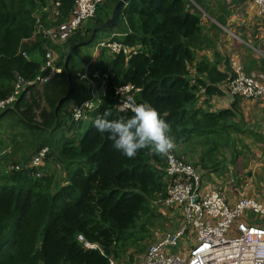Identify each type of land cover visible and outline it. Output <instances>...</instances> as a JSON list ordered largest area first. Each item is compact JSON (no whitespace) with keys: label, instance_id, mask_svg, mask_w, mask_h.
I'll list each match as a JSON object with an SVG mask.
<instances>
[{"label":"trees","instance_id":"16d2710c","mask_svg":"<svg viewBox=\"0 0 264 264\" xmlns=\"http://www.w3.org/2000/svg\"><path fill=\"white\" fill-rule=\"evenodd\" d=\"M51 1L52 7L59 4V15L49 26L66 23L76 0ZM117 1L99 6L93 26L110 16ZM45 7L42 0H0V102L13 95L17 78L34 80L45 62L48 41L37 32L36 22V14ZM201 18L191 0H129L119 13L121 29L99 32L85 46L94 48L104 33L115 30L130 50L127 61L121 53L102 55L97 65L87 63L76 44L65 57L70 41L88 37L79 30L62 43L56 64L61 73L41 85L25 86L11 105L0 109V264H108L110 256L118 257L127 238L136 246L134 252L143 254L137 241L149 235L148 226L144 223L129 235L140 218L148 221L153 215L152 202L166 199L164 155L146 148L127 158L112 147L106 133L95 129L94 120L105 112L110 113L109 120L133 115L114 108L113 87L130 84L139 89L135 102L158 111L170 125L175 143L193 138L209 143L202 166L208 172L217 167L223 136L228 141V134L253 131L243 120L242 98L217 112L208 106L211 97L225 95L228 75L218 69L217 52L216 63L196 56L211 41L202 31ZM210 28L221 32L215 24ZM247 64V72L255 70L254 60ZM97 70L107 74L106 95L98 108L75 122L73 108L90 99L92 92L78 74L92 77ZM201 97L207 110L197 106ZM236 142V138L230 141L227 148L233 151ZM43 147L49 149L45 175L48 162L63 169L59 184L51 175L32 177L35 170L28 164ZM77 235L101 251L83 249ZM128 246L129 242L124 254Z\"/></svg>","mask_w":264,"mask_h":264},{"label":"built area","instance_id":"2783aa9c","mask_svg":"<svg viewBox=\"0 0 264 264\" xmlns=\"http://www.w3.org/2000/svg\"><path fill=\"white\" fill-rule=\"evenodd\" d=\"M105 1L76 0L66 23L45 29L37 20V32L40 31L51 45L64 43L82 30L86 21L96 16L99 6ZM249 1L255 6L256 14L264 17V0ZM119 36L111 34L94 47L95 52L108 50L113 56L122 53L127 61L130 50L115 39ZM47 47H44L45 62L39 67L35 79L24 81L17 78L13 95L0 102V109L11 105L25 86L41 85L61 73V68L56 65V55ZM256 53L264 60L263 53ZM23 56L27 58L25 54ZM232 71V76L226 82L225 108H229L236 97L250 101L264 100V67L247 72L234 63ZM78 76L88 82L92 92L90 99L73 108L72 118L75 122L82 120L86 112L98 108L108 89L107 74H101L99 70L93 72L92 77L81 73ZM113 92L114 108L119 110L124 107L122 101L129 95L134 96L139 89L126 84L113 87ZM95 93L100 96L96 102L93 101ZM87 102L90 106L83 108ZM76 109H81L79 119L75 118ZM48 153V147H43L33 156L28 164L35 170L32 177H42ZM163 171L167 176L168 189L166 199L161 204L166 208L175 206L184 215L179 228L171 234H157L145 252L133 261L122 262L109 257L108 264H264V203L247 196H240L236 201H225L224 195L206 178V171L201 166H193L171 152L164 155ZM214 182L218 183L216 180ZM162 213L165 214L166 210ZM185 235V248L176 254L170 253L167 247L175 246ZM76 239L85 250L101 251L99 245L89 242L82 235H77Z\"/></svg>","mask_w":264,"mask_h":264},{"label":"rangeland","instance_id":"374dc122","mask_svg":"<svg viewBox=\"0 0 264 264\" xmlns=\"http://www.w3.org/2000/svg\"><path fill=\"white\" fill-rule=\"evenodd\" d=\"M42 1L46 3V7L44 8L43 11L36 14V18H37L36 21L37 20H39V22L41 21L44 28H55L57 25L55 27H51L49 26V24L53 22L54 20H56V18L58 17L57 15H59V9H57L55 6L52 7L51 0H42ZM95 17H97V15ZM94 18L90 19L89 21L85 23L83 34L85 31V28L94 27V26L92 27V25L95 24ZM250 18L251 20H258L256 23H254L255 27H251V28H264V19H261V17L260 18L256 17L255 13L251 14ZM44 24L47 25L48 27H45ZM244 31L245 32H243L242 38H244L245 42L247 43L252 42L256 36L257 31L253 33L254 34L253 37H251V35H253L252 33H250L247 30H244ZM120 39L121 38H119L118 40ZM55 45L58 46L59 50L55 51L52 48L50 43H48L47 49L54 52V54L56 55V60L58 62L59 54L60 52L63 51V47H61L62 43H56ZM241 45H244V44L241 43ZM78 54L81 55V58L87 59V56H88V58L90 57V58L95 59V60L89 61V63H93L99 58L101 59L102 55H105V56L108 55L109 52L108 50H103L101 53H97L95 52L94 48L90 49L87 47H81L79 48ZM253 54L256 56L257 60L260 59L256 53L253 52ZM98 97H100L99 94L95 93V98L93 97V101L96 102V98ZM200 104H203V103H201V100H198L197 106H200ZM218 108H222L221 103L218 105L216 104L213 105L212 110L213 111L215 109L218 110ZM203 110H207V108H204ZM84 131H85L84 128H82L79 132V135L81 136L84 133ZM228 137H230V140L227 141V138L223 136V140L220 143V146H219L220 153L219 155L217 154V159H218L217 167L215 169L209 168L211 172H208L206 170L205 171H206V178L210 180L215 186V188L224 195L225 201H236L240 197L238 193L241 192L242 186L245 185V182L251 181V175L245 179H242V176H243V175L241 176L242 170L246 167L245 173H248L249 171L251 172V169L252 171L257 172L258 168L260 167L259 165L260 162L256 161L255 159H251L250 153L248 151L243 150L242 139L249 138L254 143H257L260 140L259 139L260 136L258 135L257 132L249 131L247 129V130H244L242 134H237V135L228 134ZM235 138L237 142L233 146V151H232L227 148V144H229L230 141L234 140ZM175 144H176V147L171 151V153H173L174 155H176L178 158L182 159L183 161L192 164L193 166H201V167L204 166V160H206V150L209 147V143L206 144L205 140H201L199 142L198 139L193 138L191 141L187 143H180V144L175 143ZM226 148L229 151V156L227 157L222 153ZM226 151H224V153ZM236 152H239V153L236 154ZM202 159L203 161H201ZM46 171H47L46 175H45V172H43L42 177L51 175L53 177V181L55 184L61 183L62 176H63L62 167L57 166L54 163L48 162ZM259 172H258V175H259ZM251 174L253 173L251 172ZM263 177H264V172L261 171L259 178L264 180ZM214 180H216L218 183L215 184ZM161 200L162 199L156 200L151 203L150 207L152 208L153 215L152 216L150 215V218L148 221H144L143 219L140 218L135 228L132 229L131 235H129V236L135 235L136 231L139 230V227L142 226V224L144 223L146 224V227L148 226L146 228V231L149 235L148 236L144 235V239L142 242L137 241V245L138 246L142 245L144 247V251L147 248L148 244L154 241V238L156 237L157 234H161V233L171 234L179 228L182 222L184 215H181V213L179 212V209L175 206L166 208L165 206L161 204L162 202ZM164 210H166L165 214L162 213ZM184 240H186V235L183 238L179 239V241L177 242L175 246H168L167 249L169 250L170 253H174V254L178 253L180 250H183L185 248ZM128 242H129L128 251L126 252V254H124V251L127 248L126 245L128 244ZM130 242L131 240L127 238L126 241L121 243L120 248L118 249L119 251L118 257H116L117 261H122V262L131 261L133 257L139 255L138 253L134 252V247L136 246L132 245V243ZM144 251L142 253H144ZM129 256H132L131 257L132 259ZM112 257L114 258V256Z\"/></svg>","mask_w":264,"mask_h":264},{"label":"crops","instance_id":"0c3cea01","mask_svg":"<svg viewBox=\"0 0 264 264\" xmlns=\"http://www.w3.org/2000/svg\"><path fill=\"white\" fill-rule=\"evenodd\" d=\"M191 3L200 11L202 15V31L208 36V38H211V41L207 46L208 48L204 47L203 49L197 50L196 56H205L209 62L216 63L213 54L217 52L218 56L220 57V63L217 65L218 69L221 72L226 73L228 75V78L232 76V65L234 63L240 65L241 68L245 71L248 70L249 66L247 63L249 60L255 61L256 65L254 69H262L264 67V60L260 58L261 56L259 53H256L261 52L264 54V28H251L255 27L254 23L258 21L251 20V14L255 13L256 17L259 18L261 16H258L256 14L255 6L249 0H196V2L191 0ZM56 8L58 9V7ZM98 9L100 10L102 9V7H99ZM261 19H264V17H261ZM40 23L42 25L41 21ZM64 23L65 21L62 24ZM62 24H59L56 27ZM212 24L217 25L220 28L221 32L217 33L215 29L210 28ZM91 29V27L85 28L83 34V26L80 35L87 37ZM244 30L249 31L252 34L257 31L256 36L252 42L247 43L245 42V39L242 38L243 32H245ZM110 32L111 33H104L102 40L107 39L112 33H115L116 31L113 30ZM253 36L254 34L251 35V37ZM239 42L243 43L244 45H241V43ZM213 44L216 46L215 49ZM253 52L256 53L258 57L260 56L259 60H257ZM108 55L111 54L109 53ZM89 60L90 57H87L86 62L88 61L87 63H89ZM100 60V58L96 60L95 64L97 65ZM190 71V77H193L195 75V71L194 69H191ZM219 98L220 96H213L208 99V106H210L209 108L211 111H213V105H218L220 103L222 105V108H218V110L226 109L224 104V96H222V99ZM200 100H205V97H201ZM200 106L202 108L206 107L204 103L200 104ZM240 109L243 115V120L248 126H250L249 129H253V132L258 133L261 142L259 140V142L254 143L249 138L242 139V143L247 145V148L242 147L243 150L250 153L251 159H255L256 161L260 162V167L258 168L257 172H254L251 169V172L254 175L251 174L250 171L248 173H245L246 167L242 170V172L240 171L242 173L241 176L243 175L242 179H245L251 175V181L245 182V185L242 186V190L240 193H238V195L252 198L257 197V200L264 203V180L259 178L260 172H264V100L250 101L242 99ZM213 112H217V109H215ZM226 152L222 153H224V155H227ZM43 172H45L44 169L42 170V173ZM141 255L142 254L135 256V258Z\"/></svg>","mask_w":264,"mask_h":264},{"label":"clouds","instance_id":"9594fccd","mask_svg":"<svg viewBox=\"0 0 264 264\" xmlns=\"http://www.w3.org/2000/svg\"><path fill=\"white\" fill-rule=\"evenodd\" d=\"M122 103L124 107L121 111L131 110L133 113L131 117L120 116L119 119L109 120L107 117L110 113L105 112L93 122L98 132L108 135L115 150L131 159L146 148L157 154L166 155L176 147L174 137L169 135L170 125L160 117L154 107L147 103L137 104L131 95ZM89 106L87 102L83 108ZM80 115L81 109H76L75 118L79 119ZM226 153L229 156V151Z\"/></svg>","mask_w":264,"mask_h":264},{"label":"water","instance_id":"95a60500","mask_svg":"<svg viewBox=\"0 0 264 264\" xmlns=\"http://www.w3.org/2000/svg\"><path fill=\"white\" fill-rule=\"evenodd\" d=\"M129 0H118L114 7L111 10V14L107 17L101 24L95 25L89 32V35L86 39L82 40H72L68 43V48L65 51V57L68 55L69 48L76 44L80 47H85L91 44L94 39L95 35L99 32L108 30V29H121V22L119 20V13L121 9L127 4ZM65 65V64H64Z\"/></svg>","mask_w":264,"mask_h":264}]
</instances>
